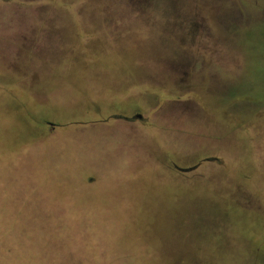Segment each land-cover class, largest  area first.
Returning <instances> with one entry per match:
<instances>
[{
	"label": "rangeland",
	"instance_id": "rangeland-1",
	"mask_svg": "<svg viewBox=\"0 0 264 264\" xmlns=\"http://www.w3.org/2000/svg\"><path fill=\"white\" fill-rule=\"evenodd\" d=\"M0 264H264V0H0Z\"/></svg>",
	"mask_w": 264,
	"mask_h": 264
},
{
	"label": "water",
	"instance_id": "water-1",
	"mask_svg": "<svg viewBox=\"0 0 264 264\" xmlns=\"http://www.w3.org/2000/svg\"><path fill=\"white\" fill-rule=\"evenodd\" d=\"M140 116V115H138ZM206 160H211V158H206ZM176 168L180 171H184V172H187V171H191L193 169H195L197 166H190V167H181V166H178V165H175Z\"/></svg>",
	"mask_w": 264,
	"mask_h": 264
}]
</instances>
